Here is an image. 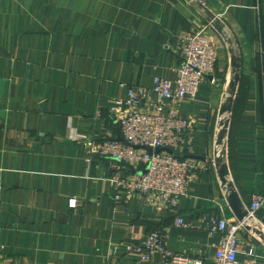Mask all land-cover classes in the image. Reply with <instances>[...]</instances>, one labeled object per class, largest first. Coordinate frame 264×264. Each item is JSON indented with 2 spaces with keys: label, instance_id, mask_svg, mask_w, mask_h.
Returning <instances> with one entry per match:
<instances>
[{
  "label": "crops",
  "instance_id": "1",
  "mask_svg": "<svg viewBox=\"0 0 264 264\" xmlns=\"http://www.w3.org/2000/svg\"><path fill=\"white\" fill-rule=\"evenodd\" d=\"M202 1L240 53L226 150L246 206L264 173V0ZM204 24L186 0H0V264H164L160 256L140 263L125 249L156 229L171 253L210 259L219 235L176 220L234 219L214 166L167 207L117 188L115 179L141 171L117 169L85 146L86 138L121 140L112 102L155 77L174 79L183 38ZM213 37L214 84L180 108L190 122L185 157L207 164L229 74L226 47ZM257 217L264 230V208ZM249 241L264 264V243Z\"/></svg>",
  "mask_w": 264,
  "mask_h": 264
},
{
  "label": "built area",
  "instance_id": "2",
  "mask_svg": "<svg viewBox=\"0 0 264 264\" xmlns=\"http://www.w3.org/2000/svg\"><path fill=\"white\" fill-rule=\"evenodd\" d=\"M180 64L174 79L155 77L150 88H127L126 98L115 99L110 105L113 123L121 140L98 141L85 139L91 152L114 161L117 169L140 170L135 177L115 179L117 188L139 199H150L155 205L175 207L188 197L190 185L199 173L213 164L195 162L185 157L189 145L190 122L182 117L180 108L185 102L196 100L203 83L214 84L210 79L218 62V48L208 24L186 35L178 50ZM136 147H140L137 149ZM144 148V149H143ZM145 149H150L152 153ZM158 149H168L156 152ZM118 198V196H117ZM75 208L76 201H68ZM264 208V173L258 193L246 205L251 221L262 227L258 212ZM183 229H203L209 235H219L214 252L207 261L171 253L167 249V235L153 230L143 238L125 243L128 255L140 263L160 256L164 264H260L249 241L259 240L245 231L235 219L212 217L197 222L176 220ZM246 233L249 238H246ZM243 255L244 259L239 257Z\"/></svg>",
  "mask_w": 264,
  "mask_h": 264
},
{
  "label": "water",
  "instance_id": "3",
  "mask_svg": "<svg viewBox=\"0 0 264 264\" xmlns=\"http://www.w3.org/2000/svg\"><path fill=\"white\" fill-rule=\"evenodd\" d=\"M190 7L208 24L219 36L226 47L229 58V74L227 83L217 112L216 127L213 139V166L219 182L223 198L231 211L234 219L242 223L246 232L253 234L264 243V230L261 226L254 224L249 218L246 206L230 178L227 163V136L230 125L231 113L240 79L241 59L236 40L227 25L214 14L202 0H186ZM211 79V78H210ZM139 149L140 147H136ZM144 149V148H143ZM152 153L150 149H145ZM168 149H158L156 152Z\"/></svg>",
  "mask_w": 264,
  "mask_h": 264
}]
</instances>
